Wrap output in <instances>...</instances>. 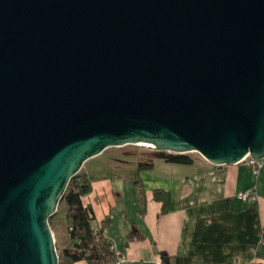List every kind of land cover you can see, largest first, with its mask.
Segmentation results:
<instances>
[{
    "label": "water",
    "instance_id": "water-1",
    "mask_svg": "<svg viewBox=\"0 0 264 264\" xmlns=\"http://www.w3.org/2000/svg\"><path fill=\"white\" fill-rule=\"evenodd\" d=\"M140 144L264 158V0H0V264H58L70 179Z\"/></svg>",
    "mask_w": 264,
    "mask_h": 264
},
{
    "label": "crops",
    "instance_id": "crops-1",
    "mask_svg": "<svg viewBox=\"0 0 264 264\" xmlns=\"http://www.w3.org/2000/svg\"><path fill=\"white\" fill-rule=\"evenodd\" d=\"M191 158L189 165L153 159L152 170L142 172L86 161L91 190L82 202L93 211L92 226L123 264H154L159 256L163 264H264V169L254 178L244 163L217 167ZM156 189L169 193L164 213ZM251 190L254 203L238 200ZM53 236L60 249L68 245L66 236Z\"/></svg>",
    "mask_w": 264,
    "mask_h": 264
},
{
    "label": "trees",
    "instance_id": "trees-1",
    "mask_svg": "<svg viewBox=\"0 0 264 264\" xmlns=\"http://www.w3.org/2000/svg\"><path fill=\"white\" fill-rule=\"evenodd\" d=\"M104 153V152H103ZM172 163L189 165L192 158L188 155H178L170 160ZM153 168V160L137 161L138 172L149 171ZM91 190L90 179L83 171H79L69 181L61 202H64V218L66 220V241L68 245L60 250L57 248L58 264H74L85 261L87 264H109L112 252L108 249V243L99 230L92 226L94 220L93 211L82 202L83 196ZM154 200L160 203V213H164L169 205V193L163 190H153ZM60 202V203H61ZM253 209L254 204L246 205ZM57 214V213H56ZM54 217L49 219L52 227ZM54 226V224H53ZM55 247L56 242H55Z\"/></svg>",
    "mask_w": 264,
    "mask_h": 264
},
{
    "label": "rangeland",
    "instance_id": "rangeland-1",
    "mask_svg": "<svg viewBox=\"0 0 264 264\" xmlns=\"http://www.w3.org/2000/svg\"><path fill=\"white\" fill-rule=\"evenodd\" d=\"M190 157H196V153H189ZM147 159H155L152 156V150L142 146V145H127L120 148H109L104 151L103 154L89 159L90 166H101L106 163V161H110L115 164H123L126 166H135L137 161H146ZM119 160V161H116ZM158 160V159H156ZM122 161V162H120ZM159 163V162H158ZM88 165V164H86ZM83 171V168H81ZM132 173V172H130ZM64 209L65 204L61 202L58 207L57 214L54 217V221L52 222L51 231L59 233L60 235L65 236L66 233V220L64 218ZM54 224V226H53ZM55 241V238H54ZM56 248L60 250L59 245L56 243ZM56 249V251H57Z\"/></svg>",
    "mask_w": 264,
    "mask_h": 264
},
{
    "label": "built area",
    "instance_id": "built-area-1",
    "mask_svg": "<svg viewBox=\"0 0 264 264\" xmlns=\"http://www.w3.org/2000/svg\"><path fill=\"white\" fill-rule=\"evenodd\" d=\"M241 163H244L248 167V169L250 170L254 178H257L261 170L264 169V158L255 160V159H252L250 156H247L242 160ZM237 198L243 203H254L256 200V194L254 190L246 191V192H239L237 194ZM262 243L263 241L261 240L260 244ZM108 249L109 251L112 252V259L109 262V264H123V261L116 257L114 253L113 245L110 242L108 243ZM154 264H163L160 256L156 257Z\"/></svg>",
    "mask_w": 264,
    "mask_h": 264
},
{
    "label": "bare ground",
    "instance_id": "bare-ground-1",
    "mask_svg": "<svg viewBox=\"0 0 264 264\" xmlns=\"http://www.w3.org/2000/svg\"><path fill=\"white\" fill-rule=\"evenodd\" d=\"M140 145L145 146V147H148L147 145H143V144H140Z\"/></svg>",
    "mask_w": 264,
    "mask_h": 264
}]
</instances>
